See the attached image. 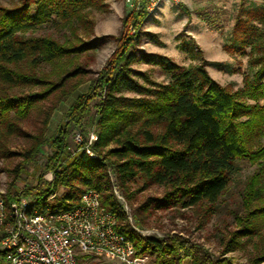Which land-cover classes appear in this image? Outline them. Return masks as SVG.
I'll list each match as a JSON object with an SVG mask.
<instances>
[{
    "label": "trees",
    "instance_id": "obj_1",
    "mask_svg": "<svg viewBox=\"0 0 264 264\" xmlns=\"http://www.w3.org/2000/svg\"><path fill=\"white\" fill-rule=\"evenodd\" d=\"M98 1L18 0L13 7L0 5V158L15 156L4 146L9 138L22 136L29 139L30 146L18 155L22 161L12 171V186L46 145L53 152L44 172L54 175L50 182L41 178L35 189L23 190L18 196L8 194L7 205L33 197L28 214L41 208L60 213L73 209L85 191L96 190L102 205L117 217L116 231L134 244L138 257L149 258L148 264H234L224 256L214 259L203 244L178 234L163 238L139 235L112 193L110 175L127 200L131 185L138 180L143 189L164 187L163 198H150L139 210H193L202 228L219 210L238 163L248 161L256 169L231 211L235 230L229 233L225 254L252 243L249 263L263 264L264 9L255 10L243 25L237 20L236 34L244 36L241 41L251 48V56L244 86L236 92L209 75V62L200 53L195 55L201 58L200 64L191 67L166 56L143 54V61H157L162 68L169 79L164 84L134 70L141 39L129 36L133 18H126L116 50L91 81L88 93L78 96L54 135L46 138L44 128L56 105L67 101L91 72L79 59L101 49L110 38L85 41L79 35L88 27L92 34L90 14ZM53 22L69 32L63 43L31 35ZM102 92L103 99L96 103L98 140L92 146L98 158L81 153L63 167L70 132L83 127L92 114L91 103ZM50 99L53 105L45 110L42 105ZM35 112L44 114L43 129L31 135L21 124ZM135 218L142 223L138 211ZM7 256L0 250V264ZM88 257L80 256V263Z\"/></svg>",
    "mask_w": 264,
    "mask_h": 264
},
{
    "label": "rangeland",
    "instance_id": "obj_2",
    "mask_svg": "<svg viewBox=\"0 0 264 264\" xmlns=\"http://www.w3.org/2000/svg\"><path fill=\"white\" fill-rule=\"evenodd\" d=\"M140 2V6L132 7L128 0H99L98 6L91 9L90 19L94 21L92 34L90 35L88 27L86 31L80 30L79 35L85 41L94 38H110L104 41L101 49L79 59L80 63L91 72L87 76V81L79 86L67 101L56 105L46 129L44 128L43 133L46 138H51L54 135L62 122L63 115L78 96L88 93L91 81L96 79L97 73L105 67L116 50L117 39L124 31L123 23L126 18H133V23L128 27L129 36H140L141 39L135 50L138 61L132 65L134 70L146 73L153 81L164 84L169 79L162 68L156 64L157 61L155 63L143 61L141 59L143 54L166 56L184 67L197 66L200 64V59L203 58L209 62L206 66L209 75L219 84L227 87L231 92L243 88L244 78L250 69L251 48L243 45L241 41L243 35L236 34L239 29L237 20L240 19L242 25L243 22L250 21L255 10L264 9V0H183L178 5L170 3L161 6L153 13L148 11L144 2ZM16 3L18 0H0V5L5 7H13ZM254 23L261 27L259 22ZM31 35L51 37L63 43L69 36V32L53 22ZM189 49L192 52H189ZM198 53L201 58L195 56L199 55ZM125 94L134 96L132 93ZM103 95H105L104 92L100 93L91 103L92 114L84 121L83 127H74L70 132L68 147L62 156L61 163L65 159H69L78 148L75 142L77 134L82 135L83 139L87 141L94 133L98 140L96 103L103 99ZM52 103L53 101L50 99L42 106L47 110L53 105ZM43 118L44 114L35 112L28 121L21 124L23 131L31 135L40 134L43 129ZM29 146V139L22 136L9 138L4 146L7 151L15 155L9 158H0V193L4 197L8 194L18 196L23 190L35 189L41 178L47 182L54 178L53 173L44 172L53 152V149L46 145L41 149L34 162L24 166L17 184L12 186V171L22 161L18 155ZM94 155L95 158L89 157L97 159V154L94 153ZM73 159L67 160L68 162H64L62 166L64 167ZM255 169L256 166L248 161L238 163V170L233 175L227 194L219 203V210L202 228L199 226L200 217L193 210H139L150 198H163L166 193L164 187L153 185L143 189V183L138 180L131 185L130 200H127L116 178L110 175V180L112 193L127 215L128 223L142 237L163 238L178 234L203 244L214 259L224 256L232 259L234 264H250L249 258L254 250L252 243L228 254H225V244L229 233L235 230L231 211L238 206L245 182ZM43 188L45 189L44 186ZM62 191L60 189L58 195H61ZM22 200L31 203L33 197H24ZM137 211L142 223L136 221ZM139 258L144 264L149 263L148 257ZM81 264L107 263L100 257L91 256L84 259Z\"/></svg>",
    "mask_w": 264,
    "mask_h": 264
},
{
    "label": "built area",
    "instance_id": "obj_3",
    "mask_svg": "<svg viewBox=\"0 0 264 264\" xmlns=\"http://www.w3.org/2000/svg\"><path fill=\"white\" fill-rule=\"evenodd\" d=\"M140 1L153 13L166 2L183 0H128L132 7ZM96 141L94 133L87 141L77 134L78 148L63 163L81 153L95 158ZM29 206L25 200L7 205L0 193V250L8 254L4 264H81L80 256H97L107 264H144L134 244L116 231L117 217L102 205L98 191H85L73 209L60 213L41 208L28 214Z\"/></svg>",
    "mask_w": 264,
    "mask_h": 264
},
{
    "label": "crops",
    "instance_id": "obj_4",
    "mask_svg": "<svg viewBox=\"0 0 264 264\" xmlns=\"http://www.w3.org/2000/svg\"><path fill=\"white\" fill-rule=\"evenodd\" d=\"M168 4H170V3L166 2V3H164V4L162 5V7H163L164 5H168Z\"/></svg>",
    "mask_w": 264,
    "mask_h": 264
}]
</instances>
